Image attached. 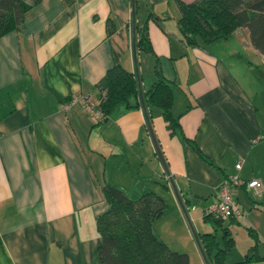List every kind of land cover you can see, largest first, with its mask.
<instances>
[{"label": "crops", "instance_id": "0c3cea01", "mask_svg": "<svg viewBox=\"0 0 264 264\" xmlns=\"http://www.w3.org/2000/svg\"><path fill=\"white\" fill-rule=\"evenodd\" d=\"M150 9L160 20L150 21V40L175 86L173 113L214 166L147 106L156 57L135 52L133 28L134 16L141 24ZM180 17L178 0H43L20 32L0 39V264H98L96 221L109 207L101 191L108 179L135 199L160 195L164 185L174 195V184L190 191L189 204L208 201L207 208L223 175L264 185V56L246 30L187 46ZM136 60L141 95L131 106H118L101 125L79 106L60 112L73 95L97 97L112 67L135 74ZM241 192L250 193L239 192L240 204Z\"/></svg>", "mask_w": 264, "mask_h": 264}, {"label": "trees", "instance_id": "16d2710c", "mask_svg": "<svg viewBox=\"0 0 264 264\" xmlns=\"http://www.w3.org/2000/svg\"><path fill=\"white\" fill-rule=\"evenodd\" d=\"M42 1L0 0V39L10 32H20L26 14ZM178 3L181 11L179 27L187 46L205 47L217 41L228 40L239 30H246L253 47L264 56V0H196L191 3L178 0ZM151 20L160 21L152 9L143 23L135 21L134 36L136 50L139 53L156 57L149 36ZM109 27L111 34L115 30L112 20L109 22ZM154 74L156 82L145 96L147 106L160 110L170 134L172 136L180 134L184 142L193 146L205 162L214 166L195 142L185 137L179 117L173 113L175 86L164 77L157 57ZM98 90L97 98L106 115L104 122L98 125L104 124L118 106H131L130 101L140 96L136 74L120 65L107 71L98 84ZM139 106L138 103L136 108ZM149 119L151 121L152 117L149 116ZM223 177L224 180L228 178L225 175ZM167 187L164 185V188ZM101 191L109 207L96 221L97 232L102 239L97 250L98 264L190 263L188 254L173 251L156 234L155 222L163 217L167 207L161 196L148 192L131 199L126 192L107 180ZM204 221L212 222L217 228L215 233H203L198 236L207 260L211 259L209 264H227L228 256L236 245L231 226L242 225L239 218L233 217L229 221H221L206 214ZM218 229L222 233L223 245L218 240ZM245 229L255 244L243 261L234 264L263 262L264 256L259 254V250L264 243L258 231L252 227Z\"/></svg>", "mask_w": 264, "mask_h": 264}, {"label": "rangeland", "instance_id": "374dc122", "mask_svg": "<svg viewBox=\"0 0 264 264\" xmlns=\"http://www.w3.org/2000/svg\"><path fill=\"white\" fill-rule=\"evenodd\" d=\"M113 170V162L109 160L107 174L110 175V172ZM263 189L259 192H250L249 196H245L242 192L240 194L241 207H244L243 217L240 218L242 225L234 224L231 226L236 245L228 256L226 261L227 264L243 261L250 248L255 244L245 227H252L258 230L261 241L264 243ZM159 190L161 191L159 196L163 197L167 207L163 217L155 222L156 234L167 243L173 251L188 254L190 258L189 264H207L195 235L199 236L203 233H215L217 230L212 222L204 221V216L206 215L205 210L208 209L206 206L208 201L204 202L190 199L191 203L189 204L187 200L191 196L190 191L179 189L178 193L183 203V206H181L173 187L170 188V191L174 195L167 194L168 191L166 188L163 189V187H161ZM129 197L135 199L134 196L132 197L130 195ZM260 208H262L261 211L259 210ZM225 225L227 226L228 224ZM218 240L221 242V245H223L220 229H218ZM259 254L264 256L263 245L260 247ZM210 261L211 259H208V263H210ZM254 264H264V261Z\"/></svg>", "mask_w": 264, "mask_h": 264}, {"label": "built area", "instance_id": "2783aa9c", "mask_svg": "<svg viewBox=\"0 0 264 264\" xmlns=\"http://www.w3.org/2000/svg\"><path fill=\"white\" fill-rule=\"evenodd\" d=\"M81 107L96 124L104 122L106 115L101 108L100 100L89 94H76L60 104V112L68 114L74 107ZM243 160L236 163V170L243 167ZM263 184L258 179L246 181L239 175L230 176L223 180L216 201L209 206L207 215L221 221H229L233 217L241 218L243 209L238 200L240 191L259 192Z\"/></svg>", "mask_w": 264, "mask_h": 264}, {"label": "water", "instance_id": "95a60500", "mask_svg": "<svg viewBox=\"0 0 264 264\" xmlns=\"http://www.w3.org/2000/svg\"><path fill=\"white\" fill-rule=\"evenodd\" d=\"M134 1H135V0H133V2H134ZM134 23H135V16H134ZM134 35H135V28H134ZM134 49H135V52H137V51H136L135 36H134ZM137 64H138V63H137V60H136V73H135V74H136V77H137V80H138L139 90H140V89H141V88H140V79H139V74H138V71H137ZM140 95H141V91H140ZM143 105H144V104H143ZM148 125H149L150 134H151V136H152V140H153V142H154V145H155V148H156V152H157V154H158V157L160 158L162 164L164 165L166 171L168 172L167 164H166L165 159H164V156H163V154H162V152H161V150H160L159 144H158V142H157V140H156V137H155V135H154V132H153V129H152V125H151L149 119H148ZM172 187H173V189H174V191H175V193H176V195H177V197H178V199H179V202H180L181 206H183L182 200H181V198H180V195H179V193H178V190L176 189V186H175L174 184H172ZM195 237H196V240H197L198 243H199V246H200V248H201V250H202L203 256H204V258H205L207 264H209V263H208V260H207V258H206V256H205V253H204V250H203L202 244H201V242H200V240H199V237H198L197 235H195Z\"/></svg>", "mask_w": 264, "mask_h": 264}]
</instances>
